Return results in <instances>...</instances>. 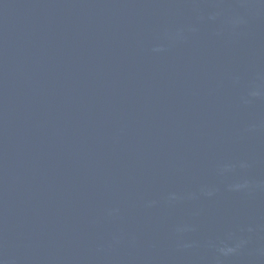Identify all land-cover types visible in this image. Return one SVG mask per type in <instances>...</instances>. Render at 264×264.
I'll return each mask as SVG.
<instances>
[{
	"label": "water",
	"instance_id": "1",
	"mask_svg": "<svg viewBox=\"0 0 264 264\" xmlns=\"http://www.w3.org/2000/svg\"><path fill=\"white\" fill-rule=\"evenodd\" d=\"M0 264H264V0H0Z\"/></svg>",
	"mask_w": 264,
	"mask_h": 264
}]
</instances>
